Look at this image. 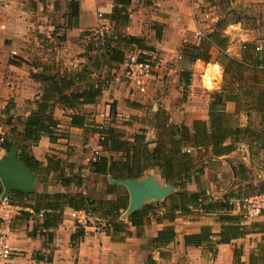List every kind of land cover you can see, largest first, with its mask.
I'll return each mask as SVG.
<instances>
[{
    "label": "crops",
    "instance_id": "obj_1",
    "mask_svg": "<svg viewBox=\"0 0 264 264\" xmlns=\"http://www.w3.org/2000/svg\"><path fill=\"white\" fill-rule=\"evenodd\" d=\"M53 1L57 0L19 3L18 7L12 8V11L9 10L7 3H0V110L7 118L4 119V123H1L0 129L5 133V138L13 142L11 148L13 146L18 147V154L20 155L24 143L22 134L24 121L35 109V102L42 96L48 87L47 83H49L34 78L35 73L44 71L48 75L66 76L89 71L91 78H84L76 84L75 88L80 87L82 91L87 82L90 81L92 83L104 82L105 89L94 103L80 105L75 110L57 104L52 110L53 117L58 122L53 128L55 136L43 135L37 143L30 146L29 153L43 165L47 164V157H53L55 160L61 159V163L58 164L60 168H64L67 175L69 173L79 174L82 182L80 185L73 183L63 185L60 182L59 171H51L41 175L36 173L34 192L29 193L32 194L30 199L23 202L31 206L37 204L45 212L53 215L57 210L48 211L51 210L50 206L60 208L58 217L55 220L46 219L45 214L41 216L30 207V210L24 209V212H21L10 225L0 221V248L5 242L12 249L11 258L7 264H148V260H152L155 264H252V255L253 257L254 255L255 257L262 255L264 212L252 220H241L242 225H246L250 233L233 239L227 244H218V233L222 226L220 215L222 214H205L192 208L189 213L178 215L172 222L163 219V214L166 211V200L178 191L173 188V192L163 199L144 200L139 209L147 205H153L155 209L148 212V216L144 219L141 227L136 228L128 225V234L120 241L118 239L123 236L122 234L115 236L106 234L101 211H96L95 217H89L80 223L71 215L72 211L79 210L69 207L66 203L67 199L45 198V195L73 196L81 194L89 200L97 202L113 201L117 196L127 195L128 204L121 214V220L127 222L129 216H126L125 213L129 208V193L126 186L115 182L119 179H114L110 175H98L90 172L88 162L90 151L84 145L86 143L98 144L97 134L81 126L71 124V115L77 113L84 118V121L91 120L95 123L114 126L124 132L126 137L141 129H146V141L150 143V146L154 145L157 135L152 126L153 116L155 112L162 110L153 107V112L149 117H138L141 116L140 114L146 115V111L142 99H139V93L133 92L121 66V50L125 44L123 35L137 37L140 39L139 47L145 48L142 50L134 45L128 46L124 54L127 50L135 48L150 52L160 58L154 75L146 79V92L143 94H149L152 101L155 93L157 95L161 93L160 100L167 97V99L164 98L165 105H167L165 110H168L171 115L169 116L167 111L163 110V112L169 116V121L173 124L190 126L192 121L198 118L197 114L188 112L187 102L183 101L179 106L180 101L175 103L169 100L168 96L178 94L181 90L192 96L193 90L196 88L197 70H199L197 68L202 67L203 72L200 73L202 77H211L216 72V67H218L220 74L221 66L215 60L213 62L209 60V63H206L201 59L189 60V63L185 62L184 64L183 55L186 48H182V46L183 43L187 42L185 32L188 30L200 31L201 38L193 43L196 46L200 45L204 36L203 42L213 49V55L215 51L218 54L220 50H223L228 55L234 56L232 50L239 41L243 42V45L250 44V48H247L249 51H252L251 46L257 45L262 50L263 45L260 39L264 38V35H262L263 31L259 25L256 28H244L242 26L244 20L221 23L218 20L219 15L212 11L206 14L208 19L210 18L206 24L204 18L199 17V21L191 19L185 27L181 13H176L177 8L173 0H151L157 8L148 6L149 3H140L144 0H131L130 4L126 6V12L122 13L124 15L126 13L127 16L117 18L116 23L108 18L116 3L111 2L105 6L94 3H78L77 17L72 16L70 4L64 3L66 15H69L68 18L70 17L71 20V25L68 26L67 40L69 44L73 45L68 53H59L61 57H65V67L49 65L53 64V61L41 64L32 63L26 59L24 50L15 51L17 49L16 42L12 41L9 46L7 43L4 44V38L22 37L23 39L34 23L31 22V16L34 14L37 16V20H43V23H51L49 19L55 17L57 8L62 4L51 3ZM221 1L231 3V8L243 12L250 9L264 11V0H204L203 2L220 3ZM120 6L119 4L118 7L120 8ZM97 8L100 11L103 10V20L108 25L119 23L121 18L125 19L122 27L117 25L116 32L112 34L111 46L115 50L110 49L108 54H105V51L99 53L93 50L94 42L91 43L92 45L88 42L85 43L83 49H79V46L75 44L77 41H84L81 37V32L84 30L83 25L91 20L92 11ZM8 14L11 18L10 21L6 16ZM252 18L250 16L248 20H245V23L250 21L253 24L254 19ZM3 19L4 24H2ZM225 25H227L226 28ZM6 26L8 29H2ZM257 38H260L259 41L254 42ZM258 52L255 51L256 54ZM11 53L15 56H9ZM181 59L182 61H179ZM170 63L176 67L169 65ZM162 65L164 67L166 65L165 69L168 72L166 74L170 76L168 80L165 79L166 82L160 80L163 78L161 75ZM174 71L176 72L174 76L177 77V83L174 82L176 77H174V81H171ZM182 74L185 76L188 74L189 85H185ZM167 93L170 94L166 96ZM133 94H138V96ZM225 107V111L229 113L235 111L234 102H227ZM19 108L23 109L19 110ZM198 119L207 120V116L203 115ZM245 145L249 149V146ZM7 152L0 146V158ZM225 155L215 156V158L219 159ZM144 178L156 180L162 186L168 184L162 178L157 167L146 170L140 178L133 180L140 181ZM206 183H208L206 175L203 179L201 175L197 181L188 184L186 190L189 192L204 190L212 200H221L226 196L210 192L206 188L208 186ZM2 191L3 187L0 182V197ZM24 213L29 216L26 217ZM231 214L238 215V212L233 210ZM158 218L162 220L159 221ZM166 226L174 227L175 240L166 246L155 247L152 239L159 230ZM202 226L211 227L213 236H211L210 242L200 247L186 246L184 235L198 233ZM80 231H82L81 235L78 234ZM74 234L77 235L73 239ZM212 250H215V254ZM234 252H238L239 255L234 256Z\"/></svg>",
    "mask_w": 264,
    "mask_h": 264
},
{
    "label": "trees",
    "instance_id": "obj_2",
    "mask_svg": "<svg viewBox=\"0 0 264 264\" xmlns=\"http://www.w3.org/2000/svg\"><path fill=\"white\" fill-rule=\"evenodd\" d=\"M131 0H113L116 3L108 18L112 22H117V18L126 17L122 14L126 12V6ZM71 14L73 17L78 15V2L69 1ZM121 5L120 8L118 5ZM122 34V33H121ZM105 34L102 36L104 37ZM108 39L102 46L96 48V51L105 54L114 49L111 46L112 35H106ZM124 47L121 50V62L124 51L128 46H136L139 49L140 39L134 36L123 35ZM110 41V42H109ZM138 44V45H137ZM210 46L205 42L198 46H186V51H192L191 61L202 59L209 61V54L206 51ZM244 49L250 48V44H244ZM252 51H245L242 58H233L223 50H220L215 61L222 67L224 76L228 82L222 86L220 91H215L211 95L208 105L207 120H193L190 126L185 124H173L169 121V116L163 111H157L153 116L152 126L156 131V141L153 146L146 141V129H141L129 136L116 129L114 126L104 124L101 130L84 128V118L77 113L71 115V124L81 126L95 134H102L103 140L99 142L102 154L96 162L90 163V172L98 175H110L114 179H136L140 178L144 172L150 168L157 167L160 170L162 178L172 185L176 190L166 200V211L163 219L172 222L178 215L187 214L192 208L200 210L202 213H216L220 215L222 222L221 230L218 233V244H227L231 240L245 236L250 233L246 225H242L243 215H232L234 210L226 202L230 195H249L264 193V181L254 187V193H230L221 200H212L204 190L189 192L186 186L193 181H197L203 174L204 167H196L195 155L215 157L228 154L235 150L236 145L243 142L250 147L252 156L263 154L262 163L264 169V56L255 53V47L251 46ZM117 52L119 50L116 49ZM249 51V52H248ZM205 53L207 55H205ZM34 78L49 82L48 87L42 96L35 102V109L24 121L23 139L20 158L38 175L47 174L51 171L60 172V182L63 185L81 184L79 174L67 175L64 168L58 164L61 159L47 157V164L35 159L29 152L32 144L39 141L41 136H55L53 128L58 123L53 117L52 110L60 104L68 109L75 110L83 104L94 103L105 89L104 82H87L85 88L81 91L80 87L75 88L84 78H91V72L83 71L72 73L66 76L59 74L48 75L42 71L35 73ZM182 74L185 85H189L188 74ZM72 88V90H69ZM69 90V91H68ZM227 102L235 103V111L229 113L225 111ZM244 112L247 117L251 112L256 113V122L243 125L239 116ZM13 130V129H12ZM13 145L12 141L4 139L0 146L5 151H9ZM32 194H25L19 191H12L9 195L10 201L23 207H31L35 213L42 208L39 205H29L24 200L30 199ZM45 198L67 199L66 203L75 210H91L94 213L101 211V218L104 220V230L106 234L115 236L122 234L118 240L128 234L127 226L139 228L143 225L148 212L155 209L153 205H147L129 215L127 222L121 220V214L128 204V196L120 195L113 201H94L79 195H45ZM158 206V205H157ZM48 211H59L60 208L51 207ZM24 212V211H22ZM52 213V212H50ZM55 215L45 212L46 219L55 220ZM25 216H29L24 213ZM159 221L162 219L158 218ZM242 220V221H241ZM47 225V224H46ZM78 234H82L80 231ZM77 234H74V239ZM213 236L211 227L202 226L200 231L195 234L184 235V244L186 246L200 247L210 242ZM176 232L173 226H166L157 232L152 239L155 247H163L174 241ZM262 246V255H252V264H264V242ZM215 254V250H212ZM234 252V256H238ZM148 264H155L148 260Z\"/></svg>",
    "mask_w": 264,
    "mask_h": 264
},
{
    "label": "rangeland",
    "instance_id": "obj_3",
    "mask_svg": "<svg viewBox=\"0 0 264 264\" xmlns=\"http://www.w3.org/2000/svg\"><path fill=\"white\" fill-rule=\"evenodd\" d=\"M36 1V2H35ZM1 0L0 3H7L9 10L12 11L13 7H18L19 3H37V0ZM175 3V6L177 8L176 13H181L182 18L185 21V27H187V23L193 19L198 20L199 17L204 18V23L206 24L208 22V17L206 14L211 13L212 11L216 12L217 15H219V22L221 23H229L234 22L237 20H244V24L242 26L244 28L248 27H257L259 25V28L262 29L264 35V11L256 9V10H248V11H242L238 9L231 8V3H223L224 1H221L220 3H204V0H173ZM80 3H94L95 5L99 6H105L108 3L113 2V0H78ZM209 2V1H208ZM49 3V2H45ZM51 3H62L58 8L56 13L54 14L55 17H52L49 19V22L51 23H43V20H37V16L34 14V16H31V22H34L33 25H31V29L27 31V34L24 35V38L22 37H9L4 38V44L11 45V42H16L17 51L18 49H22L25 51V57L32 63H49L54 62L53 64L49 65H57V66H63L65 67V57H61L59 53H68L71 47L73 45L68 43L67 35H68V26L71 25L70 17L66 15V10L64 8V3H68L66 0H57L53 1ZM97 3V4H96ZM140 3H149L148 6H153V8H157L156 5H154V2L151 0H144ZM214 6V10H213ZM16 9V8H15ZM102 10V9H101ZM214 12V13H215ZM10 13V12H9ZM98 13H102L104 15L103 10L100 11L95 9V11H92L91 20L83 25L84 30L81 32V37L84 41H77L75 44L79 46V49H83L85 47V43H97L102 46L103 42H105L108 37L106 35H112L116 32V26L119 25V27H122V25L125 23V19L121 18L120 22L114 25H108L104 18H99ZM7 18H9V21L11 20L9 14L6 15ZM252 16L254 19L253 24H251L250 21L245 23V20H248ZM70 20V21H69ZM4 19L2 20V24H4ZM51 24V25H49ZM223 25V24H221ZM227 25H225L226 28ZM221 27V26H220ZM238 27V26H237ZM2 29H8L7 26ZM119 29V28H118ZM228 29V27H227ZM208 30V28H206ZM205 30V31H206ZM103 32L105 34L104 37H100L99 32ZM209 31V30H208ZM222 34V32H220ZM186 39L187 42L183 43L182 48H186V46H195L193 42L199 41V38H196L195 31H186ZM29 35V36H28ZM1 39V38H0ZM14 39H18L15 40ZM260 38H257L254 42L259 41ZM264 38H261L260 42L263 45L262 50L258 52L257 55L263 56L264 55ZM204 40V36L202 41ZM237 42V41H236ZM97 45L93 46V50H96L98 47ZM243 42L239 41L235 44L234 49L232 50L234 58L240 59L243 54L245 53V49L243 48ZM91 47V46H90ZM139 49H129L125 52L128 53L130 51H137ZM207 54H209L210 62H213L216 57L217 53L214 52L213 55V49L208 48ZM192 51H185L184 52V64L185 62L189 63V60H191ZM205 53V55H207ZM217 54V55H216ZM15 56L12 53L9 54V56ZM160 59V58H159ZM202 60V59H201ZM179 61H182L179 60ZM203 61V60H202ZM160 62V60L158 61ZM178 63V62H177ZM209 63V62H208ZM169 65L173 66L174 64L170 63ZM166 67V65H165ZM164 65L161 66V75H163V78L160 80H163L166 82L165 79H169V75L165 69ZM173 67H176L175 65ZM197 69V79H196V88L193 90V95L190 96L189 93H184L182 90L179 91L178 94H172L168 96L170 93H167L166 96H168L169 100L174 101H180V104L184 101L188 104V112L192 114H197L196 116L198 118H201L203 115L207 116L208 118V107L209 102L211 100V95L215 91H220L222 86L225 85L228 80L224 76L223 69L220 67V74L218 71V67L215 68V73L211 77H202L200 73H202V67L199 66ZM165 73V74H164ZM172 80L174 81V73L172 72ZM193 73V72H191ZM180 75V74H179ZM182 76V75H181ZM192 78V77H191ZM184 80V79H183ZM177 83V77L176 81ZM157 95L155 93L154 100L152 101L149 98V94H139V99H142L144 106H145V114H140L141 116L138 117H149L151 113L153 112L152 108L156 107L164 110L165 112L169 114L168 110H165L166 106L164 102V98L167 99V97H164L163 100H160V95ZM166 94V93H165ZM134 96H138V94H133ZM157 95V97H156ZM142 97V98H140ZM148 97V98H147ZM11 106V105H10ZM23 108H19V110H22ZM226 109V107H225ZM25 110V108H24ZM171 114H169L170 116ZM194 117V116H193ZM256 113L251 112L250 116L247 117L244 112L241 113V116H239L240 122L245 125L247 123H254L256 122ZM197 118V119H198ZM4 119H7L3 111L0 110V122L4 123ZM206 119V118H205ZM196 120V119H194ZM3 136L5 138V133L1 130L0 136ZM249 146V145H248ZM262 157L263 154L261 153L258 156H255L251 154L250 147L249 149L243 144V142H240L236 145V148L234 151L228 153V155H225V157H221L219 159L215 157H207V156H199L195 155V164L196 167L205 166L204 172L202 174V179L206 175V179L208 180V186L206 187L210 192H216V195H227L230 193H240V194H246V193H254V187L258 186L261 182L264 181V169H263V163H262ZM215 158V160H214ZM205 188V189H206ZM204 189V188H203ZM264 212V211H263Z\"/></svg>",
    "mask_w": 264,
    "mask_h": 264
},
{
    "label": "built area",
    "instance_id": "obj_4",
    "mask_svg": "<svg viewBox=\"0 0 264 264\" xmlns=\"http://www.w3.org/2000/svg\"><path fill=\"white\" fill-rule=\"evenodd\" d=\"M66 1H74L78 0H66ZM99 18H104L102 13H98ZM100 37L104 34L103 32H99ZM196 38H201L200 31H195ZM97 45V43H95ZM98 47L100 44L97 45ZM260 46H255V51H260ZM159 61V57L157 55H152L150 52L144 51H130L124 54L121 66L124 70V73L127 77L128 83L133 89L134 93L143 94L146 92V79L148 77H152L156 71V67ZM1 127V122H0ZM84 128L87 129H97L101 130L104 128L103 123H95L91 120L86 121L84 123ZM1 131V129H0ZM103 140L102 134H97L98 144L92 145L90 143H86L84 147L90 151V156L88 158V162L93 163L98 160L101 155V149L99 146V142ZM4 141V137L0 136V143ZM226 202L233 208L235 211H238L243 215L244 220H252L258 216H260L264 211V193L260 194H249V195H230L227 197ZM30 210V207L24 208L21 205L14 204L10 201L9 195L0 199V221L10 225L11 222L24 210ZM57 213L59 211H56ZM39 215H44L45 210H40L38 212ZM72 217L77 219L80 223L86 221L89 217H95V213L91 210H79L72 211ZM12 255L11 247L5 242L2 244L0 248V264H7Z\"/></svg>",
    "mask_w": 264,
    "mask_h": 264
},
{
    "label": "water",
    "instance_id": "obj_5",
    "mask_svg": "<svg viewBox=\"0 0 264 264\" xmlns=\"http://www.w3.org/2000/svg\"><path fill=\"white\" fill-rule=\"evenodd\" d=\"M36 179L37 174L21 160L17 146L10 148L0 158V182L3 187L1 199L8 196L11 191H19L25 194L34 192ZM115 182L125 185L129 193V208L125 213L126 216L139 210L144 200L163 199L174 190L172 185L162 186L158 181L150 178H144L140 181L119 179Z\"/></svg>",
    "mask_w": 264,
    "mask_h": 264
}]
</instances>
